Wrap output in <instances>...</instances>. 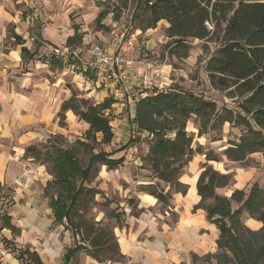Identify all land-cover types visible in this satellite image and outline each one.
Segmentation results:
<instances>
[{"label": "crops", "instance_id": "crops-1", "mask_svg": "<svg viewBox=\"0 0 264 264\" xmlns=\"http://www.w3.org/2000/svg\"><path fill=\"white\" fill-rule=\"evenodd\" d=\"M59 3L68 5L67 11H72L80 6L82 0H59ZM32 4L31 0H0V193L8 201L2 210L5 214L0 219V238L11 243L3 264H35V258L41 264H73L84 251H76L67 263L64 256L69 249L80 246L82 242L65 217L60 221L55 219L49 198L44 193L51 175L43 165L26 157L25 149L30 144L59 134L71 140V136L67 135L71 132L77 134L76 138L81 142L91 141L87 137L88 122L80 119L73 110L66 109L63 111L64 118L59 117L62 102L72 96L93 99L91 102L86 100L93 106L105 100L111 101L109 107L101 111L109 118V125L113 128L112 138L105 144L112 145L114 134L118 139L127 136L129 141L133 136L130 133L134 134L136 129L135 103L148 92V89L138 86V79L144 74H153L159 68L137 61L135 45L127 50L134 63L120 80L98 75L83 68L76 60L45 55L49 45H54L77 49L83 59H88L89 54L82 51L87 40L112 51L124 23L116 15L108 37L98 30L93 36L84 35L80 43L74 45L70 38H73L77 27H63L52 22L56 15L54 12H32L30 19L24 17L21 8L26 9ZM106 15L105 10L99 11L95 21L100 22ZM37 19L44 22L38 31L33 32L29 25ZM23 47L28 53L25 57L22 56ZM40 52L45 57L37 60ZM160 69L163 77L158 80L157 89L161 86L166 88L171 83L169 71ZM72 87L82 91V95H76ZM134 88H138L137 92ZM95 137L93 142H102L100 132H96ZM54 143L57 144V141ZM199 174L195 172L186 180L181 179L188 185L184 195L179 192L172 194V206L178 208L177 220L172 226L157 213L150 212L158 205L156 198L147 193L128 191V197L135 200L133 204L127 201L124 210L136 206L141 211L138 216L127 213L123 226L118 225L114 230L122 260L98 262L94 256L83 253L80 264H185L191 253L216 251L218 229L206 219L202 208L193 211V206L200 200L196 190ZM252 177H257L254 182L259 185L256 171L250 168L236 177L242 186L221 194L230 196L236 188H244ZM127 180L134 182L133 176H128ZM6 220L10 226L5 224ZM244 221L255 228L262 226L259 220L251 217L244 218ZM24 251L27 253L19 258V252Z\"/></svg>", "mask_w": 264, "mask_h": 264}, {"label": "trees", "instance_id": "trees-1", "mask_svg": "<svg viewBox=\"0 0 264 264\" xmlns=\"http://www.w3.org/2000/svg\"><path fill=\"white\" fill-rule=\"evenodd\" d=\"M138 17H142L139 23L142 29L153 28L160 20H165L168 25L164 33L170 40V52L182 50L180 56H185L189 39L213 38L217 45L205 63L208 84L214 90L225 92L228 97H236L235 106L218 107L217 101L207 98L203 92L155 87L136 101L135 132L146 133L150 137L148 160L154 176L169 184L167 191L164 187L149 186L147 193L162 205L169 206L172 188L183 194L187 189L179 177L194 152L192 137L186 131V122L190 117L199 119L201 129L218 120L241 127L238 139L230 140L224 149V154L233 161L241 162L254 152L264 151V0H145ZM15 39L19 41L20 37L15 36ZM26 54L27 49L23 47L22 56ZM110 102L105 100L93 106L84 99L72 96L62 102L59 117L64 118V110H73L80 119L88 122L89 140L95 141V133L100 132L102 142L108 143L112 138L110 120L101 111L109 107ZM131 142L130 139L128 144ZM78 143L90 152L85 167L72 148L53 142L49 146L43 145V148L37 143L30 144L24 154L34 161L44 158V161L52 163L53 179L47 182L44 193L49 198L55 219L60 221L65 217L68 224L75 228L73 212L79 197L89 190L85 182L93 165L100 163L111 169L124 160L123 156H113L124 147L95 153L89 143ZM195 151L199 153L200 146ZM204 154L207 160H218L213 151ZM52 157L54 162L50 161ZM231 183L229 175L215 171L208 164L198 176L196 190L200 200L194 208H202L206 219L219 231L216 252L206 253L205 256L214 259L216 264H256L264 252V189L253 182L248 190L235 189L230 196L218 192L220 187ZM54 185L57 191L50 192L49 188ZM128 203L133 204V200L129 199ZM244 211L262 223L257 230L261 245L256 250L238 234ZM5 224L9 225L7 220ZM98 245L97 241L91 245L96 248L92 256L102 261ZM81 248L84 247L80 245L69 249L64 256L66 263ZM25 253L27 251L19 252V258ZM35 264L41 262L35 258Z\"/></svg>", "mask_w": 264, "mask_h": 264}, {"label": "rangeland", "instance_id": "rangeland-1", "mask_svg": "<svg viewBox=\"0 0 264 264\" xmlns=\"http://www.w3.org/2000/svg\"><path fill=\"white\" fill-rule=\"evenodd\" d=\"M144 1L145 0H82L78 8L67 11L66 6L68 5H61L59 0H31L33 3L32 6H28L26 9L23 7L21 10L24 13L23 16L29 19L32 12L56 13L52 22L61 24L63 27L65 25H70L78 28L71 41L74 45H78L84 35L88 37H90V35L93 36L98 30H100L101 35L108 37L112 31L111 23L116 19V15H118V19L123 21L124 25L129 23L136 29L134 33L136 60L149 63L151 67L159 69L164 68L165 71H169L171 83L167 86L168 88H175L182 91L189 90L194 93L203 92L207 98L217 101L218 107L222 105L228 107L235 106L236 97H228L225 92L214 90L208 84L205 63L217 45L214 39H189L188 50L185 56H180L183 53L182 50L176 53L170 52V40L164 33L165 25H168L165 20H160L153 28L142 29L140 27L139 23L142 17H138V12ZM101 10H105L107 15L102 18L100 22H96L95 19L97 14ZM43 22L44 21L40 19L33 20V24L29 26L32 28L33 32H36ZM43 57L45 56L40 52L37 55V60H41ZM72 89L76 95H82L83 93L77 88L72 87ZM137 90L138 88H134V92H137ZM148 92L144 95H147ZM79 98L90 102L94 101L86 96H79ZM201 127L202 124L195 116L190 117L186 122V131L192 137L191 147L194 152L179 177L181 183H183L181 179L186 180V178L191 177L195 172L200 173L204 166L208 164L211 165L215 171L227 174L232 179V183L229 186L220 187L218 189L220 193H224L228 191V189L242 186L236 177L243 170L250 168L256 171L259 177V186L264 189V151L254 152L241 162L233 161L224 154V149L228 146V142L238 139V136L241 134V127L233 126L228 121L220 123L219 120L214 122L213 125H207L202 129ZM67 135L71 136V140L59 134L56 135V137H52V139L47 138L37 142V144L40 148H43V145L49 146L51 142L54 143L57 141V145L59 143V145L63 147L72 148L81 165L85 167L88 163L90 152L84 150V148L79 145L78 141L81 140L76 138L77 134L71 132ZM130 135L133 136H130L132 142L129 144L127 136L118 139L116 134H114L113 137V146L111 143L110 146H107V144L101 141H89L94 152H111L114 151L115 148L124 147L123 150L113 154L114 157L123 156L124 161L115 169H110L100 163H95L92 167L90 177L85 182L89 190L83 192L77 201V206L73 212V221L77 227H72V230L74 233H78L79 239L82 242V244L79 245L84 247L80 249V252L81 250L84 251L79 255L80 258L84 256L83 253L94 255L93 251H96V248L93 249L91 245L93 243L95 244L97 241L99 244L97 250H99V257L102 259V262L121 261L122 257L119 255V248L114 230L118 225L123 226L127 213L138 216L141 211L136 206L131 209L128 208L129 210H124L129 199L135 200L134 198L128 197L127 192L147 193L150 189L149 186L155 188L164 187V191L168 190L169 184H165V182L154 176L148 160L150 137L146 134L142 135L137 132L134 134L130 133ZM170 136L172 137L173 134L171 133ZM197 146H200L199 153L195 151ZM206 151H213L218 160H207L204 154ZM50 161L54 162V158L52 157ZM35 163L43 165L45 170L51 175V180L53 179L52 171L54 167L52 163L44 161V158L35 161ZM128 176H133L134 182H132V180H127ZM76 178L79 180V177ZM252 178L253 179L250 180L246 186L244 185L245 187L242 189L246 188L248 190V186L257 180V177ZM98 185L100 188H98ZM186 186L188 188V185ZM122 187L126 190H122ZM128 187L129 189H127ZM49 190L50 192H55L57 188L54 185L50 187ZM92 190H96L97 192H93ZM171 192L172 194L175 193L174 188H172ZM7 203L6 197L4 198L0 193V219L5 214L2 210ZM157 203L158 205L154 209H150L151 211L149 209L145 210H149L155 214L157 213L158 217H163V219L172 226V224L176 222L178 215V208H173L172 206V198L169 202V206H164L159 202ZM195 209L196 208L193 206V211H195ZM146 213L148 212L146 211ZM116 214L117 216H115ZM248 217H250L249 214L244 211L240 218L241 224L238 229V234L246 243L256 250L261 245L257 235V230H259L261 226L255 228L254 225L246 224L244 218L247 219ZM253 219L257 220L256 218ZM100 243L102 244L100 245ZM8 246V248H11L10 242H8ZM214 252L216 251L212 253ZM206 253L208 252L191 253L188 261H185V264H216L214 259L210 260L206 258ZM80 258L77 257V261L73 264H80ZM3 262L0 261V264H3ZM256 264H264V252L261 258L257 260Z\"/></svg>", "mask_w": 264, "mask_h": 264}, {"label": "built area", "instance_id": "built-area-1", "mask_svg": "<svg viewBox=\"0 0 264 264\" xmlns=\"http://www.w3.org/2000/svg\"><path fill=\"white\" fill-rule=\"evenodd\" d=\"M135 29L131 24L122 25L116 36L114 48L107 51L99 44L87 40L86 46L82 48L89 54L88 59H83L77 49L72 47H57L49 45L44 53L47 56H53L63 59H73L78 61L83 68L94 71L104 77H113L120 80L125 77L127 70L134 63L133 59L127 54V50L135 45ZM161 69H157L153 74H144L138 79V86L142 89H153L157 86L158 80L162 79ZM163 89L164 86H161ZM113 128L111 127V131ZM9 254V248L0 238V261H4Z\"/></svg>", "mask_w": 264, "mask_h": 264}]
</instances>
